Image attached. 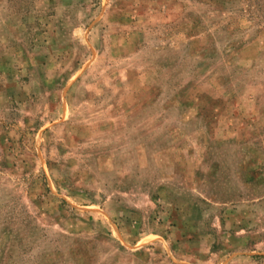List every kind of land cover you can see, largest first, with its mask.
Listing matches in <instances>:
<instances>
[{
	"label": "rangeland",
	"instance_id": "obj_1",
	"mask_svg": "<svg viewBox=\"0 0 264 264\" xmlns=\"http://www.w3.org/2000/svg\"><path fill=\"white\" fill-rule=\"evenodd\" d=\"M0 264H264V0H0Z\"/></svg>",
	"mask_w": 264,
	"mask_h": 264
}]
</instances>
